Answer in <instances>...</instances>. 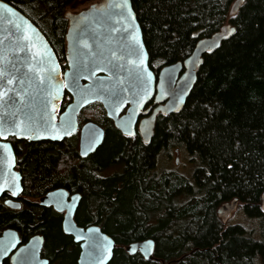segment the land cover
<instances>
[{
  "label": "trees",
  "instance_id": "1",
  "mask_svg": "<svg viewBox=\"0 0 264 264\" xmlns=\"http://www.w3.org/2000/svg\"><path fill=\"white\" fill-rule=\"evenodd\" d=\"M1 1L42 32L64 70L65 9L80 0ZM130 1L155 74L182 63L199 40L224 25L235 33L203 57L185 106L158 116L148 145L110 131L96 154L82 160L74 138L66 140L70 144L11 138L26 195L54 188L79 193L78 225L98 226L116 243L109 264H264V0H244L232 17L235 0ZM70 100L65 93L61 109ZM92 109L84 112L97 120ZM169 147L185 148L198 162L192 182L176 172H156L158 152ZM112 166L121 170L99 176ZM234 199L252 229L218 217V208ZM32 212L0 211V232L20 231L18 225L24 238L41 233L50 260L76 264L77 246L59 219L44 210L35 226ZM147 240L154 242L155 260L125 251Z\"/></svg>",
  "mask_w": 264,
  "mask_h": 264
},
{
  "label": "water",
  "instance_id": "2",
  "mask_svg": "<svg viewBox=\"0 0 264 264\" xmlns=\"http://www.w3.org/2000/svg\"><path fill=\"white\" fill-rule=\"evenodd\" d=\"M243 3L244 0H235L229 16H234ZM6 8L11 9V12L6 11ZM65 19L67 69L62 71L42 32L25 15L0 0V67L11 73L14 78L13 87L20 92V96L9 93L15 103L0 101V121L8 122L3 124L7 132L0 136V188L3 189L0 195L15 190L16 197L22 190L21 176L14 170L15 155L7 140L15 138L30 142H61L77 131V116L90 104H101L115 127L124 135L132 136L140 113L153 99L152 115L139 125L143 142L149 144L156 117L177 114L183 109L196 83L203 57L218 49L222 42L235 33L230 31L234 29L230 24L224 25L211 37L199 40L191 55L182 63L167 65L155 76L149 68V55L130 0H97L80 12H66ZM24 34L30 36L31 40L21 39ZM129 47L134 48L138 55H128ZM141 56L143 65L138 63ZM132 61L137 63L133 64ZM37 69L43 71L38 73L35 71ZM136 73H142L144 78L150 75L151 79L137 87L134 78ZM49 75L51 78L40 84L41 77ZM16 77H22L23 83ZM113 90L120 93L118 98L111 96ZM65 93L71 96L72 102L56 121L58 104ZM126 106L127 114L119 118ZM13 113L17 121L31 115L36 121L43 117L47 123L43 126L33 125L34 131L21 132L11 126ZM102 140L103 130L92 122L86 123L80 130V157L86 159L101 145ZM47 200L51 201L56 211H65L63 231L80 246L77 264H109L116 248L113 239L98 226L82 229L73 221L79 196L74 195L67 202L65 191L60 189L44 197L43 201ZM9 205L16 208L14 204ZM237 206V199L222 204L217 210L220 220L227 223ZM260 208L264 213V192ZM17 244L14 233H3L0 237V264ZM42 247V237L31 238L12 256V264H49L48 260L40 258ZM125 251L129 254L140 253L148 261L155 260L152 240L131 244Z\"/></svg>",
  "mask_w": 264,
  "mask_h": 264
},
{
  "label": "flooded vegetation",
  "instance_id": "3",
  "mask_svg": "<svg viewBox=\"0 0 264 264\" xmlns=\"http://www.w3.org/2000/svg\"><path fill=\"white\" fill-rule=\"evenodd\" d=\"M65 53H66V45H65ZM67 63V61H66ZM67 69V64H66V68L64 70ZM62 70V71H64ZM155 76H157V74L154 73ZM83 84H85V82H83ZM71 97V96H70ZM64 98V97H63ZM63 101V100H62ZM62 101L58 104L59 105V109L56 111V121L59 120V116L64 112L65 108L72 102V98L71 100L64 106V108L61 109L60 105L62 103ZM89 106H92L93 109H92V114H96L97 115V120H91L92 116L91 114L89 115L90 117H87L83 114H85L84 112V109H86L87 107ZM87 107L83 108L80 113L78 114L77 116V131L70 135L69 137L63 139L61 142H53V143H59V144H70L69 142H67L66 140H69L71 138H74L76 143V147H77V154L79 156L80 159L84 160L83 158L80 157L79 155V138H80V130L81 128L88 122H92L96 125H98L102 130H103V140L101 142V145H99V147L92 153L90 154L89 156L91 155H95L96 152L100 149V147L102 146V144L104 143L105 139L107 138V135L109 134L110 131H113L115 132L121 139H124V140H131L133 142H138V143H141V144H144V145H148V144H145L143 142V139L141 137V134H140V129H139V125L141 123L142 120L150 117L152 115V112H153V109H154V104H153V99L151 101H149L147 103V105L145 106V108L142 110V112L140 113L134 127H133V135L132 136H128V135H124L120 129L116 128L115 125H114V122L109 119L106 115V112L104 110V108L102 107L101 104L99 103H93V104H90L88 105ZM95 109H97V111L99 112H96ZM127 109H128V106H126L122 111L121 113L119 114V118L125 116L127 114ZM97 113H99L100 115H98ZM95 115V116H96ZM159 116V115H158ZM158 116L156 117V120H155V125L153 127V134H152V137H151V140L152 138L154 137L155 135V131H156V121H157V118ZM88 120V121H87ZM11 138H9L7 140V142L10 141ZM15 139V138H13ZM17 141H27V142H30L28 140H17ZM44 142V141H43ZM47 142H51V141H47ZM151 142V141H150ZM10 143V142H9ZM73 143V144H74ZM11 144V143H10ZM12 146V149H13V153L15 155V167H14V170L20 174L21 176V188L22 190L18 193V195L15 197L14 195H12L11 192H3L1 195H0V211H3V212H11L13 214H19V213H22V212H28L31 214V211L34 212V217L32 218V221L34 222V225L35 226H39V224L42 223V220L41 218H43V211L44 210H47L49 211L50 213H52L54 216H56L59 221H60V227H61V231L64 235H66L63 231V219H64V215H65V211L63 212H58L54 209V206L52 205L51 201L50 200H47L46 202L43 201L44 197H46L47 195L51 194L52 192L54 191H57V190H64L65 193H66V201L67 202H70L71 201V198L74 196V195H78L79 196V202H78V206H77V209L81 203V195L77 192H71L65 188H54V189H51V190H48L46 191L45 193L43 194H40L38 197L36 198H32L31 196H28L26 195V192L24 191L23 189V176L21 174V172L19 171L18 169V163H17V156H16V153H15V150H14V147L13 145L11 144ZM88 156V157H89ZM87 157V158H88ZM101 174V173H100ZM99 174V176H100ZM108 177V176H107ZM102 178H106V177H102ZM9 204H14L16 205V208L15 207H12L11 205ZM77 209L73 215V221L74 223L76 224V226L78 228H82V229H87L88 227L90 226H95V225H85V226H80L78 225V223L76 222V212H77ZM32 212V213H33ZM30 225L31 224H27L28 227H31ZM17 228H19V230L21 231V227L18 226V225H15ZM6 231H10L12 233H14L16 236H17V240H18V244L17 246L11 251V253H9V255L2 260L1 264H12V256L23 246H25L31 238L33 237H36V236H39V237H42L43 238V247H42V251H41V254H40V258L41 259H46L49 261V264H53L54 262L52 260H50L46 254H45V247H44V237L41 233H35V234H30V233H27V237L24 238L22 236V234L20 233V231L12 228V227H9V228H4L1 232H0V237L3 235L4 232ZM68 236V235H66ZM71 238L72 242L74 245L77 246V260H76V264H77V261H78V257H79V254H80V246L79 244H75L74 243V240L71 236H68Z\"/></svg>",
  "mask_w": 264,
  "mask_h": 264
},
{
  "label": "rangeland",
  "instance_id": "4",
  "mask_svg": "<svg viewBox=\"0 0 264 264\" xmlns=\"http://www.w3.org/2000/svg\"><path fill=\"white\" fill-rule=\"evenodd\" d=\"M97 0H80L75 2L74 4L68 6L65 9L66 12L70 13H77L80 12L93 3H95ZM96 112L97 109H95ZM100 115L99 113H97ZM87 117H90L88 113L83 114ZM101 116V115H100ZM88 121V120H87ZM91 122V121H90ZM197 161H192L189 153L187 150L183 147H169L162 149L158 152L156 156L155 161V170L156 172H176L180 175L185 176L188 180L192 182L193 180V172L197 166ZM121 170V167L119 166H112L108 169L103 170L100 172V177H107L114 173H117ZM254 223V222H253ZM253 223H250L246 220V218L241 213L240 209H237L236 212L231 216V218L228 219L227 224L229 225H235V224H242L246 226L248 229H252V226L254 227ZM53 264H56L54 262Z\"/></svg>",
  "mask_w": 264,
  "mask_h": 264
},
{
  "label": "snow or ice",
  "instance_id": "5",
  "mask_svg": "<svg viewBox=\"0 0 264 264\" xmlns=\"http://www.w3.org/2000/svg\"><path fill=\"white\" fill-rule=\"evenodd\" d=\"M240 2H242V0H240ZM6 11L11 12V9L6 8ZM230 31H235V29H230ZM21 39L25 40V41H30L31 37L28 36L27 34H24ZM133 39H135V37H133ZM128 55L132 56V55H138V53L135 51L134 48L129 47V51L127 53ZM113 55H115V53H113ZM133 64H136L137 61H132ZM139 65H143L144 60L142 58V56L139 58L138 61ZM13 68L16 67L15 64L12 65ZM122 67V66H121ZM38 73L40 71V69L35 70ZM51 70H49L50 72ZM50 75L49 76H44L41 77L40 79V84H44L45 80L50 79ZM135 81L137 82V87H139L141 84L146 83L147 80L151 79V76L149 75L147 78H144L142 73H136L135 76ZM15 79L20 80L21 83H23V78L22 77H16ZM14 78L12 77L11 73L9 71H7L5 68L0 67V101H3L4 103H8V101H12L13 103H15L14 97L10 96L9 93H15V96H20V92L17 91L14 87ZM123 91H128V89H123ZM133 95L136 94L135 90L133 89ZM144 94L147 95V90L144 89ZM120 93L116 90H113L111 92V96L112 97H119ZM142 99V98H141ZM114 102H118L117 100H114ZM54 110V107H53ZM129 120H131V117H129ZM4 123H8L6 120L4 121H0V136H3L6 132L7 129L3 127ZM47 121L43 119V117H41L39 119V121H36L33 119V117L31 115H28L25 117V119L23 120H19L17 121L15 118V113H13V120L11 121V126L18 129L21 132H26V131H34V127L33 125L39 124L40 126H43L44 124H46ZM16 133H14L15 135ZM131 134V133H129ZM29 138L31 139V136H29ZM4 147H7V145H5ZM229 167H231V165H229ZM3 189L0 188V191H2ZM11 190V189H10ZM17 192L15 190H12V195H16ZM79 239V237H78ZM98 247V245H97Z\"/></svg>",
  "mask_w": 264,
  "mask_h": 264
}]
</instances>
